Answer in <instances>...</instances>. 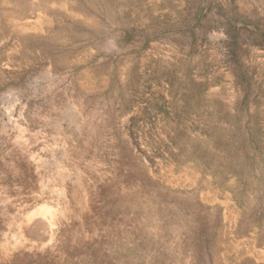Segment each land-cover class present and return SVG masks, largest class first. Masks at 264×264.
<instances>
[{"label":"rangeland","instance_id":"rangeland-1","mask_svg":"<svg viewBox=\"0 0 264 264\" xmlns=\"http://www.w3.org/2000/svg\"><path fill=\"white\" fill-rule=\"evenodd\" d=\"M0 264H264V0H0Z\"/></svg>","mask_w":264,"mask_h":264}]
</instances>
